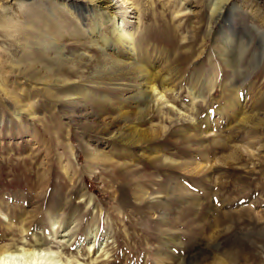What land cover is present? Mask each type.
<instances>
[{
  "label": "rangeland",
  "instance_id": "rangeland-1",
  "mask_svg": "<svg viewBox=\"0 0 264 264\" xmlns=\"http://www.w3.org/2000/svg\"><path fill=\"white\" fill-rule=\"evenodd\" d=\"M36 1L65 40L41 79L0 37L7 264H264V0Z\"/></svg>",
  "mask_w": 264,
  "mask_h": 264
},
{
  "label": "bare ground",
  "instance_id": "bare-ground-1",
  "mask_svg": "<svg viewBox=\"0 0 264 264\" xmlns=\"http://www.w3.org/2000/svg\"><path fill=\"white\" fill-rule=\"evenodd\" d=\"M36 1V0H35ZM34 0H0V37L2 38L1 42L4 46L9 47L10 49L16 51L25 52L23 55L19 54L14 59H18L21 62L28 61L23 63L22 69L20 70L22 75L31 76L33 74H37L39 77H48L46 75H42V64L44 59L41 58V47L43 46L41 43H32L36 39L41 40L44 36H50V38L64 41L65 35L63 32H60L61 29L54 27V21H51L50 14L45 13L42 2H35ZM66 1V0H65ZM72 5L76 7L77 10H80L79 6H77L76 0H70ZM132 0H122L120 3V7H118V14L120 10L130 9L131 6L134 5ZM134 1V0H133ZM263 1V0H261ZM229 0H219L217 3V10L213 11L214 13L218 12V16L222 13L224 7L228 4ZM98 3L103 8L104 13H109L113 9H117V4L114 3L113 0H98ZM118 3V2H117ZM132 3V4H131ZM51 7H54V3H49ZM17 6L19 12V18L16 19L13 16L9 15V9L11 7ZM137 9L134 8L133 12H136ZM29 12H32L33 15H30ZM116 12V11H115ZM126 13V12H125ZM52 22L51 25L46 26V23ZM261 26H263L261 24ZM263 38V37H262ZM236 57H234L232 62H235ZM147 64V63H146ZM235 64V63H232ZM38 65V66H37ZM40 66V67H39ZM44 72V71H43ZM70 71L67 69L65 73H69ZM72 73V72H71ZM41 77V79H42ZM157 77L154 78V80ZM153 82V81H151ZM47 83V82H46ZM49 84V83H48ZM150 91L154 92L156 102L161 106L168 107L172 102L167 98V92L163 90H158L156 87H152ZM174 108L175 105H172ZM21 251V250H19ZM18 251H8L2 250L0 252V264H7V259L11 256H15ZM33 255H42L51 257L53 255L52 252L49 253H37L35 251L32 252ZM70 262V261H69ZM73 264V263H70ZM76 264V262H75Z\"/></svg>",
  "mask_w": 264,
  "mask_h": 264
}]
</instances>
